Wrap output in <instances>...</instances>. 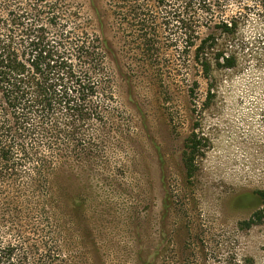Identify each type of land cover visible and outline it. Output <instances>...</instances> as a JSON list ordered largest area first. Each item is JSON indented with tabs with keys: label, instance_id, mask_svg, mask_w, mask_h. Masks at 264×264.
Listing matches in <instances>:
<instances>
[{
	"label": "rangeland",
	"instance_id": "rangeland-1",
	"mask_svg": "<svg viewBox=\"0 0 264 264\" xmlns=\"http://www.w3.org/2000/svg\"><path fill=\"white\" fill-rule=\"evenodd\" d=\"M65 1L105 41L113 101L94 98L103 122L79 129L91 152L62 147V176L52 183L63 231L54 264H264L262 59L244 57L210 79L175 49L160 64L142 63L112 19L100 18L105 0ZM243 31L259 37L264 22L250 13ZM193 133L203 146L188 178Z\"/></svg>",
	"mask_w": 264,
	"mask_h": 264
},
{
	"label": "trees",
	"instance_id": "trees-1",
	"mask_svg": "<svg viewBox=\"0 0 264 264\" xmlns=\"http://www.w3.org/2000/svg\"><path fill=\"white\" fill-rule=\"evenodd\" d=\"M250 13L264 22V0H105L100 18L112 19L142 63L160 64L170 58L165 49H175L210 79L244 57L264 62V52L249 53L255 44L264 51V33L248 39L243 31ZM106 54L105 41L65 0H0V264L59 258L52 183L62 176V147L91 152L85 145L92 139L79 129L103 122V104L92 100L113 101ZM201 146L193 133L183 157L188 178Z\"/></svg>",
	"mask_w": 264,
	"mask_h": 264
}]
</instances>
